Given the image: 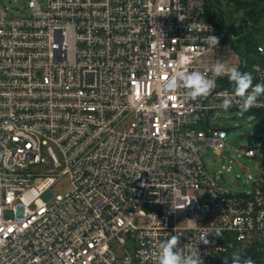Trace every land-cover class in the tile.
<instances>
[{
	"label": "built area",
	"instance_id": "1",
	"mask_svg": "<svg viewBox=\"0 0 264 264\" xmlns=\"http://www.w3.org/2000/svg\"><path fill=\"white\" fill-rule=\"evenodd\" d=\"M208 1L27 0L13 16L0 0V264H155L172 235L204 264H264V185L232 193L201 159L226 146L213 112L225 93L239 111L234 85L196 100L166 87L218 61L264 83V44L238 54Z\"/></svg>",
	"mask_w": 264,
	"mask_h": 264
},
{
	"label": "rangeland",
	"instance_id": "2",
	"mask_svg": "<svg viewBox=\"0 0 264 264\" xmlns=\"http://www.w3.org/2000/svg\"><path fill=\"white\" fill-rule=\"evenodd\" d=\"M1 2L13 16H23L28 13L27 0H1ZM211 2L212 4L206 6L205 19L215 22L222 30L228 25L229 31L234 30V33L243 31V28L237 27L244 16V11H235V1L211 0ZM258 24L264 26V10ZM257 39L263 43L261 33H257ZM235 45L238 54H246L247 57L251 55L246 53L243 40L236 38ZM220 60L222 61L223 58ZM256 113L241 114L237 110L214 111V125L227 131L226 146L220 155L209 149L201 156L206 170L227 190L235 194H244L252 191L256 185H264V117L257 116ZM247 148L256 150L254 158H247L242 154ZM43 169L39 167L37 171L41 172ZM67 191L66 182H61L59 190L53 187L43 195V200L51 203L56 195H64ZM204 203L209 204L208 201ZM112 244L113 249L121 254V247L116 242Z\"/></svg>",
	"mask_w": 264,
	"mask_h": 264
},
{
	"label": "clouds",
	"instance_id": "3",
	"mask_svg": "<svg viewBox=\"0 0 264 264\" xmlns=\"http://www.w3.org/2000/svg\"><path fill=\"white\" fill-rule=\"evenodd\" d=\"M205 43L211 46L219 45V38L209 35ZM210 71L211 78L207 75V70L205 72L197 70L178 72L168 80L166 87L168 90L182 88L188 97L196 100L207 97L213 91L216 87L215 78L227 76L234 85V96L239 98L241 114L248 112L255 105L258 97L264 95V83L253 85V77L249 72H241L237 67H228L219 61L212 66ZM223 107L225 110L232 107V98L227 93H225ZM260 215L264 217V212ZM202 241L205 244L208 243L205 238ZM155 264H204V262L197 246L192 248L188 243L180 247V237L172 235L159 243ZM223 264H229L226 258L223 259ZM231 264H254V261L237 251L232 254Z\"/></svg>",
	"mask_w": 264,
	"mask_h": 264
},
{
	"label": "trees",
	"instance_id": "4",
	"mask_svg": "<svg viewBox=\"0 0 264 264\" xmlns=\"http://www.w3.org/2000/svg\"><path fill=\"white\" fill-rule=\"evenodd\" d=\"M236 2L235 11L243 10V18L240 20L239 28H243V31L239 33H234V30L229 31L228 28L223 31L225 39H229V36L234 35L233 46L235 48V39L239 38L243 40L246 53H254L256 51L257 45L264 44V26L258 24L259 19L262 16L264 10V0H233ZM208 4H212L211 0ZM207 4V6H208ZM228 26V25H227ZM232 32V33H231ZM257 33L263 35V43L257 39ZM233 34V35H232ZM246 56V54L244 55ZM257 116L264 117V111H259L256 113Z\"/></svg>",
	"mask_w": 264,
	"mask_h": 264
}]
</instances>
